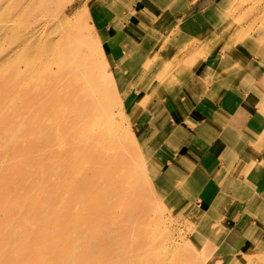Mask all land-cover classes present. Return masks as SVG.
<instances>
[{
    "label": "rangeland",
    "instance_id": "rangeland-1",
    "mask_svg": "<svg viewBox=\"0 0 264 264\" xmlns=\"http://www.w3.org/2000/svg\"><path fill=\"white\" fill-rule=\"evenodd\" d=\"M108 1L0 0V60L14 51L0 65V264H255L258 252L223 244L218 213L204 229L200 184L176 180L149 127L192 44L157 73L156 57L132 73L98 38ZM223 1L212 37L195 43L264 50V0ZM23 27L39 59L16 50Z\"/></svg>",
    "mask_w": 264,
    "mask_h": 264
},
{
    "label": "crops",
    "instance_id": "crops-1",
    "mask_svg": "<svg viewBox=\"0 0 264 264\" xmlns=\"http://www.w3.org/2000/svg\"><path fill=\"white\" fill-rule=\"evenodd\" d=\"M108 2L98 38L110 57L132 73L134 65L139 69L153 57L150 71L157 73L164 60L172 59L187 41L192 44L184 54L193 55L192 63L175 65L171 75L179 82L177 88L170 87L173 97L163 106L162 120L149 126L164 138L158 158L176 180L192 178L200 184L192 197L195 207H202L204 229L211 221L207 214L218 213L223 244L240 254L245 249L248 255L258 252L252 261L263 264L264 50L238 44L230 36L223 45L219 41L215 53L195 43L212 37L213 23L219 21L213 15L223 0ZM196 46L202 49L195 52Z\"/></svg>",
    "mask_w": 264,
    "mask_h": 264
},
{
    "label": "bare ground",
    "instance_id": "bare-ground-1",
    "mask_svg": "<svg viewBox=\"0 0 264 264\" xmlns=\"http://www.w3.org/2000/svg\"><path fill=\"white\" fill-rule=\"evenodd\" d=\"M25 28L26 27L19 28L20 30H18V29L15 30V34H14L13 39L14 40H18V42H19L17 44L16 50L19 51L18 54H19V56L22 59H31V60L39 59L38 58V53H40L41 49L43 48V46L41 45V41H38V40L37 41H31V40H29V38L31 37V34H33L34 32L32 31L31 28H29V30H27V31L25 30ZM44 44H45V40H44ZM10 51H9L10 53L8 54V56L6 58H3V59L0 60V65H3L6 62L10 61L11 56L14 53V51H12L11 49H10ZM0 57H1V55H0ZM25 61H27V60H25ZM0 86H1V83H0Z\"/></svg>",
    "mask_w": 264,
    "mask_h": 264
}]
</instances>
